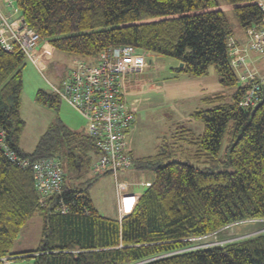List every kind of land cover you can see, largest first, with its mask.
<instances>
[{"label":"trees","instance_id":"16d2710c","mask_svg":"<svg viewBox=\"0 0 264 264\" xmlns=\"http://www.w3.org/2000/svg\"><path fill=\"white\" fill-rule=\"evenodd\" d=\"M14 1L22 21L73 60L97 57L111 46L133 45L185 62L173 68L179 74L202 77L215 65L220 84L237 87L232 94L224 89L203 96L206 106L190 113L203 122L202 133L181 126L169 136L174 142L164 136L155 154L135 157L132 150L133 166L120 169L146 171L143 189L130 214L113 218L99 212L86 189L66 181L67 176L80 178L85 169L93 170L98 159L93 160L92 153L99 151L87 129L74 133L63 124H52L33 150L22 148L27 57L19 45L8 51L0 43L3 141L31 160L57 158L64 170L61 196L69 206L66 213L51 208L60 195L43 203L32 167L13 162L0 141V264L6 259L17 264L22 258L33 264H264V232L192 248L196 238L239 222L264 220V103L254 112L240 104L252 82H241L228 46L231 38L246 43L247 30L262 22L259 0H228L246 41L234 37L217 0ZM36 100L57 109L62 99L40 88ZM191 160L209 167L224 163L232 170L214 171ZM108 172L114 173L107 169L95 174ZM148 175L150 185L144 184ZM116 177L127 181L117 173L115 186ZM36 214L43 220L40 244L13 252L20 231Z\"/></svg>","mask_w":264,"mask_h":264},{"label":"rangeland","instance_id":"374dc122","mask_svg":"<svg viewBox=\"0 0 264 264\" xmlns=\"http://www.w3.org/2000/svg\"><path fill=\"white\" fill-rule=\"evenodd\" d=\"M217 2L218 7L225 12L229 20L234 31V37L246 41L247 35L235 15L233 5L228 0H217ZM1 4L5 5L4 0L0 1V6ZM15 10L17 12L16 17H19L21 15L20 10L17 7H15ZM40 42L45 45L50 57L48 67L41 70L36 63L27 58L23 70L24 86L21 114L25 120V128L21 136V146L26 151L34 149L41 135L52 124H63L74 133H84L87 128V121L66 101L60 100L56 109L36 100L38 89L43 88L52 91L50 84L58 83L62 73L69 71L73 65V58L70 55L57 50L45 39ZM258 56V54H255V58ZM150 59L151 62H149ZM148 62L149 64L142 72L132 77L133 87L131 92H128V98L131 101L141 99V101L137 100V122L134 130L129 135V138H132L135 151L141 156L157 153L163 145L164 136H167V142H174L173 138L169 136L181 126L190 127L197 133H202L203 122L190 116L193 110L206 106L200 99L201 95L219 92L224 89L226 94H232L237 87L224 88L220 84L215 65L210 66L207 75L193 77L179 74L173 70V67L179 65V62L174 58L151 54L148 57ZM257 66L263 69L264 64L261 61ZM135 83H137L136 86ZM141 83H143V87ZM146 87L145 92H139L142 89L145 90ZM225 148L226 143L224 142L221 150L222 155ZM98 155L99 152L95 150L92 153L93 160H96ZM62 161L66 168L65 158ZM191 163L200 167L206 166L214 171L232 170L230 165L224 163L215 167L199 164L194 160H191ZM85 170L80 178L67 176L66 181L86 189L102 215L113 218L119 217L115 174L108 172L96 175L90 168ZM124 170L120 169L118 171L119 179H127L131 183V190L135 192L142 191L141 179L144 178L143 174L146 175L147 172L141 171L136 174L132 173V170L125 172ZM148 176L146 181L148 179L152 180V175ZM42 227V217L36 214L20 231L12 251L22 252L37 248L42 238ZM261 232H264V220L239 222L217 233L194 239L192 248L224 245ZM22 259L17 264H33L31 259Z\"/></svg>","mask_w":264,"mask_h":264},{"label":"built area","instance_id":"2783aa9c","mask_svg":"<svg viewBox=\"0 0 264 264\" xmlns=\"http://www.w3.org/2000/svg\"><path fill=\"white\" fill-rule=\"evenodd\" d=\"M6 6H14V0H4ZM264 12V0H259ZM16 7V6H15ZM248 41L244 44L234 38L229 41L233 67L239 72L241 82L251 80L252 86L247 90L241 105L255 108L262 98L264 85V16L260 24L247 30ZM41 35L30 28L24 21L6 13L0 6V43L4 49L12 51L19 45L26 57L36 63L41 70L38 46ZM255 54L259 56L255 58ZM151 53L139 51L133 45L111 46L94 58H75L71 71L59 83H51L52 91L72 106L87 121V133L95 140L100 155L96 160L94 173L112 169L115 176L120 168L133 166L132 145L129 138L136 124L137 104L128 98L132 77L142 72L151 62ZM1 145L9 158L21 167H32L35 184L41 194L43 203L52 196L60 195L51 208L66 213L69 206L62 198L64 170L61 162L55 158L31 160L19 156L10 150L3 141ZM148 180L144 182L150 185ZM119 219L130 214L139 199V195L129 191L127 181L116 177ZM6 264L13 261L6 259Z\"/></svg>","mask_w":264,"mask_h":264},{"label":"crops","instance_id":"0c3cea01","mask_svg":"<svg viewBox=\"0 0 264 264\" xmlns=\"http://www.w3.org/2000/svg\"><path fill=\"white\" fill-rule=\"evenodd\" d=\"M1 1V0H0ZM2 3V2H1ZM3 4H1V8L3 9V11L4 12H6V13H10L13 17H15V18H17L18 20L20 19V20H22L21 18V15L19 16V17H16V10H15V6H16V4L14 5V6H9V7H7L6 8V6L5 5H3ZM37 51H38V55H39V59H40V62L38 63L41 67H45V64H46V67H48V64L50 63V57H49V54H48V51H47V49L45 48V45H43L41 42H40V44H39V46H38V49H37ZM179 66V65H178ZM178 66H176V67H178ZM173 68H175V67H173ZM65 73V72H64ZM64 73H62V75L64 74ZM61 75V76H62ZM67 75V73L64 75V76H62V77H60V80H62V78H64L65 76ZM59 80V81H60ZM59 83V82H58ZM145 83V82H144ZM132 84H130V86H131ZM137 85V83H135V86ZM141 86L143 87V83H141ZM132 87L133 86H131L129 89H130V91L129 92H131V90H132ZM146 89H147V87L145 88V90L144 89H142V90H140L139 92H145L146 91ZM206 94H203V95H201V97H200V99L202 100V98H203V96H205ZM137 100H140L141 101V99H135V100H133V102L136 104V103H138V101ZM137 116V115H136ZM136 122H137V119H136ZM136 125V124H135ZM131 145H132V150H133V155L135 156V157H143V156H141V155H139V154H137V152L135 151V146H134V144L132 143V139H131ZM22 148H23V146H22ZM24 149V148H23ZM139 172V171H138ZM132 173H135V172H132ZM143 180L146 178L145 177V175L143 174ZM143 180H141V181H143ZM132 193H137V194H139V192H135V191H133ZM118 215H119V213H118Z\"/></svg>","mask_w":264,"mask_h":264},{"label":"water","instance_id":"95a60500","mask_svg":"<svg viewBox=\"0 0 264 264\" xmlns=\"http://www.w3.org/2000/svg\"><path fill=\"white\" fill-rule=\"evenodd\" d=\"M179 66L180 67H184L185 66V62H180L179 63ZM264 103V85H263V91H262V98H261V100L257 103V105L255 106V108L253 109V112L257 109V108H259L260 106H261V104H263Z\"/></svg>","mask_w":264,"mask_h":264}]
</instances>
